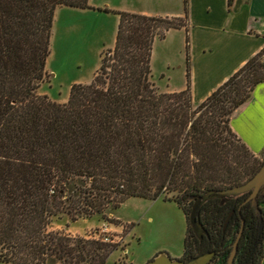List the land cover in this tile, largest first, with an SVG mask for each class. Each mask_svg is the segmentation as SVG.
I'll return each mask as SVG.
<instances>
[{
    "label": "trees",
    "instance_id": "1",
    "mask_svg": "<svg viewBox=\"0 0 264 264\" xmlns=\"http://www.w3.org/2000/svg\"><path fill=\"white\" fill-rule=\"evenodd\" d=\"M184 4V17L104 8L119 15L115 45L92 81L72 84L59 103L39 92L53 16L58 6L90 8L88 0H0V262L105 264L118 241L72 236L51 223L63 215L118 221L107 210L135 197L182 208L188 225L181 259L215 251L227 264L244 219L234 264H260L263 191L260 211L247 200L251 192L204 201L202 236L190 213L197 199L244 183L264 162L230 125L264 82V48L199 104L189 83L160 91L152 49L186 25Z\"/></svg>",
    "mask_w": 264,
    "mask_h": 264
},
{
    "label": "rangeland",
    "instance_id": "2",
    "mask_svg": "<svg viewBox=\"0 0 264 264\" xmlns=\"http://www.w3.org/2000/svg\"><path fill=\"white\" fill-rule=\"evenodd\" d=\"M183 0H88L90 8L58 6L50 31V54L46 62L47 76L39 92L64 103L72 84L88 83L94 78L103 54L113 48L118 32V14L125 10H168L180 12ZM181 33H171L165 40H155L152 49V82L159 88L168 83L179 86L185 73ZM162 73H165L166 79ZM170 78V81L169 79ZM160 90V89H159ZM161 91V90H160ZM253 95V94H252ZM236 112V111H235ZM264 158V152L259 157ZM264 210V205L262 206ZM103 215L79 217L76 221L63 215L51 223L50 229L72 236L104 238L120 243L105 264H146L160 252L171 258L184 257L187 221L182 208L175 202L131 197L121 207L108 209ZM6 264V262H0ZM222 264L217 259L216 263Z\"/></svg>",
    "mask_w": 264,
    "mask_h": 264
},
{
    "label": "crops",
    "instance_id": "3",
    "mask_svg": "<svg viewBox=\"0 0 264 264\" xmlns=\"http://www.w3.org/2000/svg\"><path fill=\"white\" fill-rule=\"evenodd\" d=\"M184 2L180 12H131L184 17ZM171 33L182 34L184 59L178 67H183L184 82L172 87L167 83L159 89L173 93L187 88L189 83L192 101L199 104L264 48V0H187L186 25L170 29L162 40ZM162 75L161 79H166L165 73ZM230 125L248 149L260 157L264 152V82L231 115ZM260 264H264V258Z\"/></svg>",
    "mask_w": 264,
    "mask_h": 264
},
{
    "label": "water",
    "instance_id": "4",
    "mask_svg": "<svg viewBox=\"0 0 264 264\" xmlns=\"http://www.w3.org/2000/svg\"><path fill=\"white\" fill-rule=\"evenodd\" d=\"M260 191L264 192V162L261 164L256 173L244 183L239 184L234 187H228L223 190L215 191L212 190L208 194L204 195L201 199H197L194 205V209L190 213V217L192 220V227L194 232L201 236L203 233V228L201 222L198 220L197 216L199 210L201 209L202 204L207 199L212 197H221L226 198L229 196H237L245 192H251V195L248 197V201H251L257 210H261L260 204L257 200V196ZM245 227V220H242V227L238 232L236 241L232 244V250L230 256L227 258V264H234V259H236V255L238 252V243L240 242L241 236L243 234V228ZM215 256V253L209 252L199 256H191L186 259L181 258H171L169 254L166 252H160L156 256H154L151 260H148L146 264H210L211 259Z\"/></svg>",
    "mask_w": 264,
    "mask_h": 264
},
{
    "label": "flooded vegetation",
    "instance_id": "5",
    "mask_svg": "<svg viewBox=\"0 0 264 264\" xmlns=\"http://www.w3.org/2000/svg\"><path fill=\"white\" fill-rule=\"evenodd\" d=\"M196 234V233H195ZM196 235H198V234H196ZM203 235V233L201 234V236ZM211 252H213V253H215V256L211 259V261H210V264L213 262H215L216 263V260H217V256H216V252L215 251H211Z\"/></svg>",
    "mask_w": 264,
    "mask_h": 264
}]
</instances>
